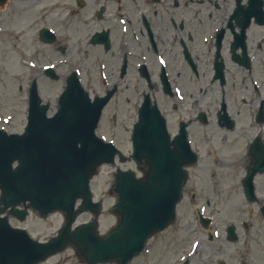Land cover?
<instances>
[{
	"label": "flooded vegetation",
	"instance_id": "obj_1",
	"mask_svg": "<svg viewBox=\"0 0 264 264\" xmlns=\"http://www.w3.org/2000/svg\"><path fill=\"white\" fill-rule=\"evenodd\" d=\"M43 8V18L53 17L52 23L48 21L53 30H68L74 35L81 62L78 72L90 84L99 79L121 81L128 95L133 86L136 97L141 98L147 91L143 67L151 70L149 75L156 81L151 92L166 117L172 138L180 131L181 123L186 122L191 144L198 150L205 148L199 152L210 159L242 152L250 158L253 138L262 134L264 140L263 123L255 122L253 117L248 128H240L234 113L237 104L232 99L235 87L228 77L231 64L239 72L246 70L250 78L259 61L264 79V0H46ZM62 44L49 46L55 51L61 50ZM223 64L222 78L214 68ZM205 65L211 66L209 83L215 85L207 99L214 97L217 103L202 124L195 114V105L200 102L193 100V92L187 90L190 87L183 90L180 81L203 82ZM180 66L186 68L185 77L178 70ZM163 67L171 94L164 92L159 83ZM259 83L261 90L253 84L258 102L264 100V82ZM242 96L238 100L245 103L248 99L242 101ZM257 106L250 105V112L256 111ZM176 113H185L177 123ZM242 136L247 140L242 139L241 145Z\"/></svg>",
	"mask_w": 264,
	"mask_h": 264
},
{
	"label": "rangeland",
	"instance_id": "obj_2",
	"mask_svg": "<svg viewBox=\"0 0 264 264\" xmlns=\"http://www.w3.org/2000/svg\"><path fill=\"white\" fill-rule=\"evenodd\" d=\"M40 3V4H39ZM46 0H10L8 6H0V127L8 132H21L27 122V97L28 86L30 84L31 74L39 72L44 61L50 62L49 58H59L61 54L48 56L51 50L48 46H41L36 37L44 21L53 22V17L42 20L37 16V11ZM22 19L20 22L17 18ZM70 32V31H67ZM75 38L67 41L69 45L66 53L69 57H74L76 48L72 45ZM25 43V45H23ZM38 47V48H37ZM73 49L72 55L69 49ZM20 49L26 56L22 58ZM6 50H13L11 54H5ZM35 53L38 58H34ZM15 55L14 58L12 56ZM71 55V56H70ZM17 59V60H16ZM43 62L37 65L38 61ZM73 61L66 63L61 71L67 72L72 69ZM254 66V72L258 74V80L264 82L261 71L262 65L257 61ZM178 70L183 71L184 77L188 74L186 68L180 66ZM211 66L202 67L205 74L204 82L192 79V83H186L184 79L180 81L183 89L195 93L194 99H199L200 95L204 102L195 105V113L204 108L213 111L216 106L214 97L206 99L204 93L214 90L215 85H210L207 80L210 79ZM191 75V73H189ZM228 77L232 82V94L237 104L234 112L239 119L240 128L246 129L250 126L249 106H256L259 99L252 90L250 78L246 70L239 72L234 65H228ZM243 78V79H242ZM64 81H51L44 77L39 80V91L42 98L51 102L50 112L55 111L57 107V98L64 88ZM200 86L203 87L200 91ZM210 89L204 92L206 87ZM205 87V88H204ZM264 87V83H263ZM126 86L112 99L104 111L103 118L99 124L98 134L106 140L113 141L127 155L131 152V125L136 119V89L131 86L129 95ZM240 94L247 95L248 100L244 103L239 102ZM180 114L174 115L175 123ZM191 116V114L189 115ZM170 119V122H174ZM173 130V129H172ZM246 136H242V139ZM242 145V144H241ZM243 147V146H242ZM203 152V148L200 149ZM245 153H237L229 158L221 157L216 160L208 159L202 156L198 162L188 168L189 177L184 189L183 199L178 206V216L176 222L156 234L151 239L146 253L137 257L131 264H182L186 256L191 257L189 264H207L209 257L210 264H218L219 258L225 256L229 264H240L242 258L248 264H264V216L260 212L261 204L249 203L246 201L241 185V179L244 174ZM221 162V164L219 163ZM124 169H133L139 175V168L132 162L117 163L115 167L110 164L103 165L99 173L92 179L91 186L96 200L103 202V215L100 217V231L105 232L111 226L116 224L117 217L110 211L111 206L116 202V194L111 192L114 183V174L116 167ZM257 194L259 199H264V175L256 178ZM196 192V205H198L204 214L213 218L212 232L215 234L214 241H208L206 231L199 225L195 213V206L191 199V192ZM108 214V216H106ZM90 218V214L84 213L77 219V223ZM243 221L248 222V227H242ZM63 222V214L56 212L49 217L40 218L37 213L32 212L24 223L18 225L27 226L33 237L46 240L53 236ZM106 223L105 227L101 223ZM229 224H235L239 233L238 240L234 242L227 241L225 237V228ZM257 232L260 235H255ZM248 237H251L252 251L247 246ZM224 248V252L222 249ZM247 258V259H246ZM153 261V263L151 262ZM41 264H85L78 258L75 250L68 247L61 253H58ZM113 264V263H108Z\"/></svg>",
	"mask_w": 264,
	"mask_h": 264
},
{
	"label": "water",
	"instance_id": "obj_3",
	"mask_svg": "<svg viewBox=\"0 0 264 264\" xmlns=\"http://www.w3.org/2000/svg\"><path fill=\"white\" fill-rule=\"evenodd\" d=\"M73 85L69 83V87L61 96L62 115L59 122L65 124L62 126L56 122L61 126L57 144L55 142L42 145L39 141L31 142L29 131L36 130L38 124L45 122L37 114L46 107L40 105L35 95H32L30 100V125L26 134L7 135L0 131V188L3 191L0 202L8 204L30 198L43 215L56 208L44 210L45 208L38 206L40 204H67L59 208L67 211L69 215L59 235L47 243L33 241L0 221V264H36L64 249L69 243L76 247L79 255L88 264L107 261L126 264L141 251L148 237L164 229L175 218V206L181 198L182 185L186 178L182 166L192 163L194 158H187L178 153V158L169 162V170L164 167L165 160L157 159L155 154L157 144L145 142L143 134L144 130L148 129L146 124L149 120L144 117L136 124L134 130L133 157L138 163L145 157L149 170L143 180L136 179L132 172L119 171L116 182L119 201L113 207V211L120 216L118 226L104 237L96 234L95 221L77 227L73 232L70 230L76 215L73 206L77 196L84 198L79 212L90 208L99 214L100 204L92 202L88 192V180L98 164L103 161L113 162L115 154L113 148L103 144L96 137L91 140L87 131L82 130L83 124L88 120L75 128V123L79 121L76 109L80 108L89 114V117L92 116L90 123L93 122L95 127L101 106L99 109L87 107L86 95ZM106 100L107 98L102 103ZM50 139L53 140L51 137ZM78 141L82 146L79 149L76 146ZM58 147L61 148L62 155H58ZM91 157L95 159L93 163L89 162ZM15 159H18L20 164L17 169L12 168ZM259 163L261 161L256 160V164ZM256 164L254 162L250 175L244 180L246 197L250 201L255 200L252 179L259 170ZM260 171H264V168ZM161 184L163 185L160 186ZM13 185L18 192L13 190ZM76 193L79 195H73ZM202 223L207 225L208 221ZM231 230L234 235L233 228Z\"/></svg>",
	"mask_w": 264,
	"mask_h": 264
},
{
	"label": "bare ground",
	"instance_id": "obj_4",
	"mask_svg": "<svg viewBox=\"0 0 264 264\" xmlns=\"http://www.w3.org/2000/svg\"><path fill=\"white\" fill-rule=\"evenodd\" d=\"M21 20V18L19 17V18H17V21H20ZM12 52H14L13 50H6L5 52H4V55L5 54H8V56H9V53L11 54ZM15 57V55H13L12 56V58H14ZM17 60V59H16Z\"/></svg>",
	"mask_w": 264,
	"mask_h": 264
}]
</instances>
